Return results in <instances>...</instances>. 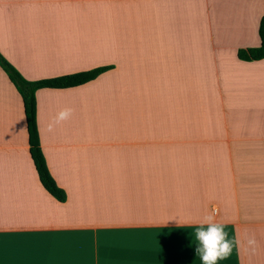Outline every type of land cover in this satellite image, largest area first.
<instances>
[{
	"label": "crops",
	"instance_id": "0c3cea01",
	"mask_svg": "<svg viewBox=\"0 0 264 264\" xmlns=\"http://www.w3.org/2000/svg\"><path fill=\"white\" fill-rule=\"evenodd\" d=\"M263 14L264 0H0V53L26 79L111 65L35 91L63 201L0 67V264H203L195 231L213 208L230 239L257 241L217 264H264V58L237 55L260 45ZM164 109L175 124H157Z\"/></svg>",
	"mask_w": 264,
	"mask_h": 264
},
{
	"label": "trees",
	"instance_id": "16d2710c",
	"mask_svg": "<svg viewBox=\"0 0 264 264\" xmlns=\"http://www.w3.org/2000/svg\"><path fill=\"white\" fill-rule=\"evenodd\" d=\"M260 45L257 47H248L238 49L237 55L243 60H256L264 58V14L261 16L258 26ZM0 67L8 75L9 79L20 93L27 122L28 139L31 146V153L40 181L44 187L58 200L65 199L64 191L56 185L50 176L45 165L42 153L39 147V137L36 125V105L35 91L38 88H64L85 83L94 79L101 72L109 69L111 65L98 66L89 70L68 73L56 77L40 80H28L0 53Z\"/></svg>",
	"mask_w": 264,
	"mask_h": 264
},
{
	"label": "clouds",
	"instance_id": "9594fccd",
	"mask_svg": "<svg viewBox=\"0 0 264 264\" xmlns=\"http://www.w3.org/2000/svg\"><path fill=\"white\" fill-rule=\"evenodd\" d=\"M71 112L70 108L61 110L55 120L49 124V131H52L55 124L68 119ZM216 215H218V209L213 208L212 212L205 215L199 222L200 226L195 231L197 241L195 252L203 264H217L218 261L227 259L232 254L233 248L238 251L243 248L245 251L250 250L252 254H255L256 239L254 237L241 239L239 235L230 239L224 224L215 221Z\"/></svg>",
	"mask_w": 264,
	"mask_h": 264
},
{
	"label": "rangeland",
	"instance_id": "374dc122",
	"mask_svg": "<svg viewBox=\"0 0 264 264\" xmlns=\"http://www.w3.org/2000/svg\"><path fill=\"white\" fill-rule=\"evenodd\" d=\"M169 100L171 101V107H173L174 110H177L179 109L178 107V98L176 95H172L170 94L169 95ZM171 110V109H170ZM167 112L166 110L164 109L163 110V115H162V118H159L157 119V124L158 125H165L166 124H175L176 123V115H172V114H169V115H166Z\"/></svg>",
	"mask_w": 264,
	"mask_h": 264
}]
</instances>
